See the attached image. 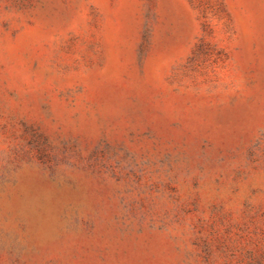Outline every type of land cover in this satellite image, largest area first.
Listing matches in <instances>:
<instances>
[{
    "label": "rangeland",
    "instance_id": "374dc122",
    "mask_svg": "<svg viewBox=\"0 0 264 264\" xmlns=\"http://www.w3.org/2000/svg\"><path fill=\"white\" fill-rule=\"evenodd\" d=\"M0 264H264V0H0Z\"/></svg>",
    "mask_w": 264,
    "mask_h": 264
}]
</instances>
